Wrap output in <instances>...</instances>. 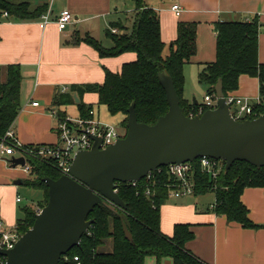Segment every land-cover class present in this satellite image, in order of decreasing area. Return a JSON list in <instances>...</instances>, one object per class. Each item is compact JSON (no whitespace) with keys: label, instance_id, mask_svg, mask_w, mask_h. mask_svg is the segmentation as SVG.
Instances as JSON below:
<instances>
[{"label":"crops","instance_id":"crops-1","mask_svg":"<svg viewBox=\"0 0 264 264\" xmlns=\"http://www.w3.org/2000/svg\"><path fill=\"white\" fill-rule=\"evenodd\" d=\"M152 1L144 0L146 6L158 14L161 39L167 52L176 37L177 24L196 23V53L183 67V97L189 104H202L206 94V86L198 82V74L206 63L215 60V26L218 23L249 21L257 17L258 61L264 64V0H167L166 5ZM29 4L32 8L45 5L51 10L50 21L44 28L39 26V19L21 21L8 15L0 18V73H4L5 66L17 64L22 75L20 111L12 129L17 144L24 147L56 143L57 121L50 114L51 109L78 118L79 101L92 106L98 103L93 87L103 83L105 70L119 72L123 63L136 58L133 52L100 57L97 50L82 41L89 35L101 44V36L107 37L105 31L112 28L111 22H120L129 28L135 14L131 0H31ZM175 4L181 9L179 15L171 10ZM64 9L73 14V21L60 30L55 20ZM113 29L115 33L119 31L117 27ZM62 88L66 89L62 91ZM196 93L201 94L200 99ZM233 93L248 97L251 102L259 97L258 104L264 106L257 77L241 74ZM32 102H38V106H32ZM14 154L0 157V168H4L5 162L22 157ZM11 166L0 172V221L6 229L16 227L17 221L23 218L22 209L18 212L15 200L5 199V190L11 198L18 194L15 180L20 179L23 184L26 179L22 177L23 169H15L12 163ZM240 200L255 227H244L218 214L212 207L215 194L207 192L168 196L159 210L160 231L171 237L174 225H188L193 238L185 243V248L200 264H264V188L247 187ZM143 264H173V260L146 256Z\"/></svg>","mask_w":264,"mask_h":264},{"label":"trees","instance_id":"trees-1","mask_svg":"<svg viewBox=\"0 0 264 264\" xmlns=\"http://www.w3.org/2000/svg\"><path fill=\"white\" fill-rule=\"evenodd\" d=\"M135 14L131 27L126 28L120 22H111L110 27L118 28L113 33L109 28L105 35L111 39L112 46L106 48L89 35L82 41L91 45L100 57L117 56L133 52L136 58L122 64L119 72L105 70L104 81L93 87L98 104L106 107L111 115L122 114V127L126 132L128 108L134 103L138 122L154 124L168 111L165 91L158 80V73H168L173 81L182 112L195 116L196 104H189L183 97V67L196 53V23L179 22L176 37L168 46L161 39V27L157 12L146 6L144 0H131ZM45 5L34 8L29 2L0 0V18L4 12L17 20H38L47 9ZM257 17L249 21H226L218 23L216 30L215 60L206 63L198 74V82L206 86V93L215 96V84L222 81L224 94L233 92L238 87L241 74L257 77L260 96H264V64L258 61ZM1 71V70H0ZM20 66L11 64L0 73V138L12 125L20 111ZM79 117L89 119L93 110L91 104L77 103ZM256 116H245L240 121L258 117L263 111L262 104H255ZM59 118L65 113L58 111ZM32 178L23 180L28 187L40 189L43 199L35 204L43 207L48 200V186L44 177L57 179L60 174L51 165L30 158L28 160ZM216 179H211L201 172L198 166L194 170V195L213 192L214 210L224 215L228 221L240 223L244 227H255L248 218V210L240 197L247 187L264 188V167L257 168L245 161H234L225 171L224 161ZM167 167L162 166L155 176L139 180L135 186L130 182L118 183L117 193L126 204L125 213L129 220L132 241L128 240L122 229L123 212L119 207L104 201L97 204L89 213L87 220L93 224L88 234L83 235L80 247L71 248L67 254L78 256L82 264H143L146 256H155L158 260L170 257L173 264H200L187 252L185 243L193 238V233L186 224L174 225L173 234L167 237L160 231V206L168 197L169 176ZM150 190V194H146ZM23 218L16 227L24 233L32 226L35 211L31 205L22 208ZM108 240L111 248L103 249ZM59 264H63L62 260Z\"/></svg>","mask_w":264,"mask_h":264},{"label":"water","instance_id":"water-1","mask_svg":"<svg viewBox=\"0 0 264 264\" xmlns=\"http://www.w3.org/2000/svg\"><path fill=\"white\" fill-rule=\"evenodd\" d=\"M168 111L154 124L137 121L134 103L128 108L126 133L114 144L100 148L94 137L90 150L78 151L67 174L57 179L44 177L48 200L34 222L12 249H1L5 264H59L61 255L80 247L93 220H87L97 204L108 201L123 210L120 214L125 237L132 241L126 204L117 193L118 183L139 181L158 167L193 162L207 156L224 161L227 171L234 161L264 167V111L243 121L232 117L222 90L215 84L216 107L201 115L186 116L171 76L158 73ZM78 101V100H76ZM13 166H23V157L13 158ZM22 180H15L19 185Z\"/></svg>","mask_w":264,"mask_h":264},{"label":"built area","instance_id":"built-area-1","mask_svg":"<svg viewBox=\"0 0 264 264\" xmlns=\"http://www.w3.org/2000/svg\"><path fill=\"white\" fill-rule=\"evenodd\" d=\"M171 10L179 15L181 9L179 5L175 4L171 6ZM51 10L48 8L39 19V26L44 28L50 21ZM2 16H7L4 12ZM73 21V14L69 10H62L56 17V24L60 30L66 28V26ZM113 33L115 29H110ZM66 88H62L64 91ZM226 103L229 106L230 113L233 118L239 120L245 116H256L254 111V105L260 103V98L257 97L255 102H251L250 98L236 95L233 92L224 94ZM32 106H38V102H32ZM216 107V97L212 94L206 93L203 97L202 104L198 105L195 115H201L205 110ZM50 114L56 119V133L58 141L53 144L39 145V146H21L17 144L12 125L7 129L3 137L0 138V157L3 155H12L14 150L18 149L22 152L24 158L23 171L28 172L30 165L27 164V158L39 160L41 162L51 165L56 169L60 175L67 174L69 167L75 154L80 150H90L95 142L94 137L100 138V148H105L114 144L119 138H122V133L114 126L108 123H100L93 117V111H90L91 118H71L65 115L63 118H59L58 112L55 109H51ZM189 116H194L191 112ZM201 170V172L207 174L211 179H216L222 168L221 160L214 159L207 156L196 158L193 162L174 163L167 165V175L169 176L170 183L166 185L168 187V196L170 197H182L187 195H193L195 186L194 170L195 167ZM162 167V166H161ZM161 167H158L154 173L149 172L144 178H150L155 176L157 172H160ZM143 179V178H142ZM141 180V179H140ZM138 181H131L130 183L135 186ZM146 194H150V190H146ZM16 201H21L18 196ZM112 204V203H111ZM35 213L41 211V207L35 203L31 205ZM213 207V205H212ZM23 233L17 230V227L6 229L0 221V248L12 249L19 237ZM62 260L63 264H82L78 256H70L67 253L61 255L59 262ZM6 257L0 255V264H5Z\"/></svg>","mask_w":264,"mask_h":264},{"label":"rangeland","instance_id":"rangeland-1","mask_svg":"<svg viewBox=\"0 0 264 264\" xmlns=\"http://www.w3.org/2000/svg\"><path fill=\"white\" fill-rule=\"evenodd\" d=\"M16 2H20V1H27V2H30L31 0H14ZM149 1V0H146V2ZM166 1L167 0H153L152 2H155V3H159L158 5H166ZM37 2H39V0H37ZM151 2V3H152ZM132 25V21L129 22L128 26L131 27ZM101 44L103 46H110L112 45V41L110 38L108 37H104V36H101ZM165 53H167V48L165 49ZM196 97L197 99H200L201 98V94L200 93H196ZM93 110H94V117L96 120H98L100 123H108L114 127H116L121 133H122V136L125 135V129L122 127L121 125V121L123 120L122 119V114H116V115H111L105 106L101 105V104H98L97 102H94L93 104ZM124 118V116H123ZM15 154L14 155H19L21 156V152H19V150H14ZM8 156V155H6ZM2 157H5V156H2ZM0 160H2L0 158ZM28 160L29 158H27V164L29 165L28 163ZM10 165L11 166V163H7L5 162V166L4 168H0V172H3L8 166ZM6 167V168H5ZM15 169H18V170H22V166L21 165H16L14 166ZM22 177L23 178H32L33 177V174H31L30 171L28 172H25L22 170ZM18 189V194H14V196L11 198V196H8L10 195L7 190L4 191V193L6 194L5 196V199L7 201H11V200H15V204L18 205V212H20V210L24 207V206H28V205H33L35 202H39L43 199V192L42 190L40 189H35V188H31V187H28L26 186L25 184H19V185H15ZM8 194V195H7ZM16 195H18L20 198H21V201L20 202H17L16 201ZM22 214L23 211H22ZM111 248V243L110 241L108 240L107 244L104 246L103 249H110Z\"/></svg>","mask_w":264,"mask_h":264}]
</instances>
